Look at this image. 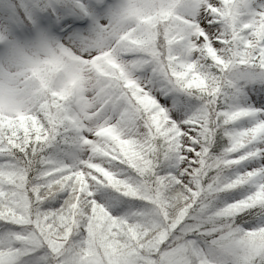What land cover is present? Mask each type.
<instances>
[{
    "label": "snow or ice",
    "instance_id": "snow-or-ice-1",
    "mask_svg": "<svg viewBox=\"0 0 264 264\" xmlns=\"http://www.w3.org/2000/svg\"><path fill=\"white\" fill-rule=\"evenodd\" d=\"M0 264H264V0H0Z\"/></svg>",
    "mask_w": 264,
    "mask_h": 264
}]
</instances>
